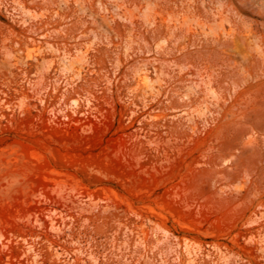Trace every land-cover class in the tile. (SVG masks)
Listing matches in <instances>:
<instances>
[{
  "label": "rangeland",
  "instance_id": "1",
  "mask_svg": "<svg viewBox=\"0 0 264 264\" xmlns=\"http://www.w3.org/2000/svg\"><path fill=\"white\" fill-rule=\"evenodd\" d=\"M0 264H264V0H0Z\"/></svg>",
  "mask_w": 264,
  "mask_h": 264
},
{
  "label": "bare ground",
  "instance_id": "2",
  "mask_svg": "<svg viewBox=\"0 0 264 264\" xmlns=\"http://www.w3.org/2000/svg\"><path fill=\"white\" fill-rule=\"evenodd\" d=\"M144 81H146V78H144Z\"/></svg>",
  "mask_w": 264,
  "mask_h": 264
}]
</instances>
